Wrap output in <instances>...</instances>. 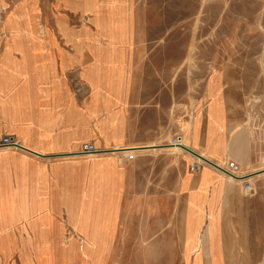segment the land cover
I'll list each match as a JSON object with an SVG mask.
<instances>
[{
	"label": "crops",
	"instance_id": "0c3cea01",
	"mask_svg": "<svg viewBox=\"0 0 264 264\" xmlns=\"http://www.w3.org/2000/svg\"><path fill=\"white\" fill-rule=\"evenodd\" d=\"M16 6L34 27H4ZM151 12L153 0H0V246L21 259L74 227L92 191L112 189L118 214L160 203L183 259L262 258L264 143L249 126L243 79L232 67L171 78L180 65L159 60ZM186 148L220 168L238 163L254 194Z\"/></svg>",
	"mask_w": 264,
	"mask_h": 264
},
{
	"label": "rangeland",
	"instance_id": "374dc122",
	"mask_svg": "<svg viewBox=\"0 0 264 264\" xmlns=\"http://www.w3.org/2000/svg\"><path fill=\"white\" fill-rule=\"evenodd\" d=\"M12 8L4 27H34L32 20L22 21L26 15L19 6ZM151 17L155 44L162 48L159 60L180 65L170 70L171 78L203 81L234 68L244 82L249 126L264 143V0H153ZM92 192L89 211L74 214V227L59 228L50 244L26 247L28 255L36 250L37 260L21 259L14 246L3 245L0 264H224L183 259L174 231H165L171 214L160 203L152 212L118 214L113 189L105 196ZM249 264H264V254Z\"/></svg>",
	"mask_w": 264,
	"mask_h": 264
},
{
	"label": "built area",
	"instance_id": "2783aa9c",
	"mask_svg": "<svg viewBox=\"0 0 264 264\" xmlns=\"http://www.w3.org/2000/svg\"><path fill=\"white\" fill-rule=\"evenodd\" d=\"M181 136L180 135H176L172 138L171 141V145L172 146H180L181 144ZM13 143V140L11 139V137H4L1 141L2 145H11ZM83 151L85 153H94V152H98L97 148L95 147L94 144H85L83 146ZM134 154L133 153H128V155L126 156L127 159L131 160L134 158ZM203 164V161L200 160H195L192 162V164L190 165V170L192 171H199L201 166ZM222 170H226L228 173H230L233 177H236L238 179H242L244 180V185H243V189L247 194H254L255 192V188L253 183L250 181V179H244L245 177L240 176L239 173L241 172V167L238 163L233 162V161H225L224 165L221 166Z\"/></svg>",
	"mask_w": 264,
	"mask_h": 264
},
{
	"label": "water",
	"instance_id": "95a60500",
	"mask_svg": "<svg viewBox=\"0 0 264 264\" xmlns=\"http://www.w3.org/2000/svg\"><path fill=\"white\" fill-rule=\"evenodd\" d=\"M186 150H187L188 152H191L192 154L196 155L197 157H199V158L202 159L203 161L208 162V163H210V164H213V165L217 166L218 168H220L218 165H216V164H214L213 162L207 160V159L204 158L203 156H201V155L195 153L193 150H191V149H189V148H186ZM220 169H221V168H220ZM221 170H222V169H221ZM224 171H226V170H224ZM226 172H227V171H226Z\"/></svg>",
	"mask_w": 264,
	"mask_h": 264
},
{
	"label": "bare ground",
	"instance_id": "6f19581e",
	"mask_svg": "<svg viewBox=\"0 0 264 264\" xmlns=\"http://www.w3.org/2000/svg\"><path fill=\"white\" fill-rule=\"evenodd\" d=\"M172 147H173L175 150H177V149L179 150V148H177V146H172Z\"/></svg>",
	"mask_w": 264,
	"mask_h": 264
}]
</instances>
